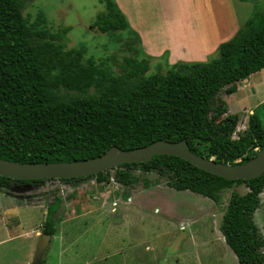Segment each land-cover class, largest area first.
Wrapping results in <instances>:
<instances>
[{
    "label": "trees",
    "instance_id": "trees-1",
    "mask_svg": "<svg viewBox=\"0 0 264 264\" xmlns=\"http://www.w3.org/2000/svg\"><path fill=\"white\" fill-rule=\"evenodd\" d=\"M31 1L0 0L1 159L74 161L99 156L111 146L127 150L164 139L184 140L191 152L234 165L264 147L258 112L249 115L247 131L232 139L237 117L228 113L218 95L226 84L264 68V0H251L249 18L231 39L220 44L210 61H178L167 64L164 73L151 74V57L143 53L140 58L124 56L117 74L91 58L82 61L81 53L66 49L69 26L53 32L41 14L31 23L25 18L23 8ZM100 1L105 11L97 14L92 28L101 33H133L114 0ZM235 90L231 87L226 92ZM137 169L166 174L167 185L175 190H190L213 201L218 200L220 190L244 184L246 192L231 193L219 230L238 264H264V237L253 219L264 189V173L249 180H229L172 155L111 170L117 172V183L128 186L131 171ZM89 177L98 183L111 179L107 170L61 180L78 182ZM49 180L55 179L0 175V191L13 185L40 186ZM60 204L61 199L54 197L48 205L43 234L57 233L54 214ZM44 263L43 257L37 262Z\"/></svg>",
    "mask_w": 264,
    "mask_h": 264
},
{
    "label": "rangeland",
    "instance_id": "rangeland-1",
    "mask_svg": "<svg viewBox=\"0 0 264 264\" xmlns=\"http://www.w3.org/2000/svg\"><path fill=\"white\" fill-rule=\"evenodd\" d=\"M104 11L100 0H32L22 12L30 23L41 14L53 32L69 26L66 49L81 53L82 61L91 58L117 74L124 56L140 58L144 52L128 30L101 33L91 27L97 14ZM171 36L170 31V40ZM168 54L165 49L161 59L151 57L148 74L164 73ZM231 87L236 90L228 94L226 89ZM218 95L228 113L237 117L232 139L247 131L253 111L258 112L264 127V68L226 84ZM116 173L109 170L108 183L89 177L2 189L0 264H37L41 257L44 264H238L219 224L231 193L246 192L244 184L220 190L218 200L213 201L190 190H175L167 185L169 176L156 171H131L133 179L128 186L115 181ZM54 197L61 199L54 214L57 233L44 236L46 210ZM253 219L264 237V189ZM219 237L218 253L207 249L206 245L217 244ZM198 243L206 248L199 256L195 254Z\"/></svg>",
    "mask_w": 264,
    "mask_h": 264
},
{
    "label": "crops",
    "instance_id": "crops-1",
    "mask_svg": "<svg viewBox=\"0 0 264 264\" xmlns=\"http://www.w3.org/2000/svg\"><path fill=\"white\" fill-rule=\"evenodd\" d=\"M114 1L126 16L142 52L161 59L166 49L169 54L165 62L168 64L208 61L218 52L221 43L234 36L253 10L251 0ZM170 31L173 32V41L170 40ZM218 239L217 244L216 241L212 243V247L206 245L207 249L218 253L221 249L218 244L222 242L221 237ZM203 249L206 248L198 243L195 254L199 256Z\"/></svg>",
    "mask_w": 264,
    "mask_h": 264
},
{
    "label": "water",
    "instance_id": "water-1",
    "mask_svg": "<svg viewBox=\"0 0 264 264\" xmlns=\"http://www.w3.org/2000/svg\"><path fill=\"white\" fill-rule=\"evenodd\" d=\"M157 155L179 157L208 173L229 180H249L264 173V147L258 150L251 159L231 165L206 159L191 152L184 140L170 142L160 139L134 149L126 150L111 146L99 156L74 161L17 163L0 158V175L23 180H61L88 177L125 163L147 162ZM44 236L49 235L44 234Z\"/></svg>",
    "mask_w": 264,
    "mask_h": 264
}]
</instances>
